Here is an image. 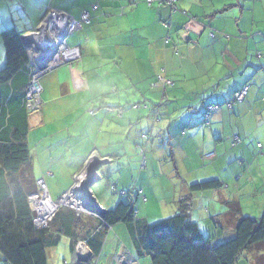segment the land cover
Listing matches in <instances>:
<instances>
[{
	"label": "crops",
	"instance_id": "1",
	"mask_svg": "<svg viewBox=\"0 0 264 264\" xmlns=\"http://www.w3.org/2000/svg\"><path fill=\"white\" fill-rule=\"evenodd\" d=\"M161 1L148 4V0H0V34L10 28L20 34L37 30L48 6L80 19L84 10L91 11V5L99 4L95 13L91 11L93 22L80 30L84 34L83 42L77 40L71 46L81 48L82 59L41 77L42 108L32 113L29 120L34 179H44L53 200H59L73 188L75 177L83 172L93 155L107 160L103 165L129 167L118 171L115 182L110 181V185L103 182L97 187L94 196L99 206L111 211L120 199L110 192L126 191L130 195L136 187L151 188V181L144 175L124 177V172L129 173V169L131 172V167L141 160L142 155L135 148L139 144L149 153L150 164L174 165L175 172H171L177 175L172 177V182L177 184L171 189L169 180L166 181L173 205L180 193L182 197L190 193L191 185L219 180L222 187L214 192L220 193L223 209L227 210L228 202L237 201L243 217L260 220L256 218L264 215V157L255 161L256 166L251 162L254 156L251 150L234 146L230 154L224 152L218 140L224 134H231L225 126L227 123L235 126L239 115V129L247 128L259 136L257 142L264 143V0H178L175 11ZM13 6L22 13L23 27L18 28L17 20L10 17ZM30 7H33L32 15L28 13ZM258 52L263 54L260 60L256 57ZM5 59L0 41V69ZM253 66L257 72H253ZM159 75L169 85L165 92L158 82ZM244 86L250 90L242 104L246 106L238 109V115L223 106L207 116L214 104L223 105ZM103 99L106 106L95 108L92 116L89 110ZM142 103H147L148 108L132 107ZM121 108L125 109L122 118L118 117ZM157 113L164 119L158 146L154 134L162 120L161 117L155 120ZM247 117L252 123L247 124ZM202 123L214 127L208 130ZM187 128L192 131L186 132ZM148 133L152 137L146 143L143 136ZM231 138L227 141L232 148ZM199 146L208 153L204 158L200 155L198 169H190L182 158L189 155L188 150ZM158 150H171V156L166 153L164 159L162 154L159 161L154 157ZM238 164L245 167L239 177ZM113 182L116 190L111 187ZM79 186L81 180L78 189ZM195 196L206 200L212 195L205 192ZM129 201L128 198L126 202ZM179 210L176 207L170 216ZM90 217L93 224L98 221L97 229L99 220ZM234 228L229 231L231 237ZM87 232L81 218L76 236L60 237L59 243L48 251V264L49 256L54 255L57 258L52 264H60L56 251L63 248V240L71 260L74 240L84 239ZM113 233L106 239L109 264H135V261L147 264L138 260ZM82 250L85 254V248ZM250 256L245 264L260 262L258 255L249 253ZM65 259L62 264L69 262Z\"/></svg>",
	"mask_w": 264,
	"mask_h": 264
},
{
	"label": "trees",
	"instance_id": "2",
	"mask_svg": "<svg viewBox=\"0 0 264 264\" xmlns=\"http://www.w3.org/2000/svg\"><path fill=\"white\" fill-rule=\"evenodd\" d=\"M161 3L169 5L165 0ZM94 6H97L98 10L99 4L90 6L93 13H95ZM169 6L175 11V5ZM50 8L53 9L52 6ZM91 11H83L90 13L91 20L82 24V28L93 22L94 16ZM21 35L15 28L3 30L0 34L6 57L0 69V264H48L49 249L56 246L62 236L74 238L81 220L69 211L68 214L58 213L48 230H37L33 224L28 197L36 193L37 181L34 179L33 160L29 148V120L32 113L41 110L42 103L38 105L34 96L29 98L28 90L34 82L35 68L21 40ZM168 40L167 38L166 41ZM256 57L260 60L263 54L258 52ZM42 79L38 80L40 85ZM158 80L165 92L169 85L162 82L161 75L158 76ZM249 88L244 86L223 105L214 104V106L217 105L216 109L224 106L232 110L235 106L242 105L246 101ZM244 90H247L244 98L238 99V95ZM38 95L41 98L42 93L36 96ZM104 106H106L105 99L93 104L94 109L89 110V113L93 116L97 108ZM132 107L146 109L148 105L142 103L134 104ZM124 110L122 108L118 110V117L122 118ZM208 111L207 116L212 110ZM241 138L244 140L240 135L232 136L230 141L232 148L245 145ZM143 139L149 143L151 134L144 135ZM259 145L262 146L261 149ZM135 148L144 156L141 167L145 169L148 165L147 158L145 159L146 150L139 144ZM256 149L262 154L264 143L257 142ZM127 168L129 167L122 170ZM221 187L222 183L219 180L191 185L190 194L178 201L180 208L178 213L154 224H149L137 216L138 201L141 200L139 204H143L142 202L146 203L147 200L143 199L146 189L136 187L130 194L131 202L117 204L113 210L107 212L105 223L99 222L97 229L96 227L88 229L87 236L83 240L87 242L96 259L101 255L108 256L105 253L108 252L107 234L113 233L121 224L126 226L136 253L139 256H149L151 264H245L248 262L246 257L249 253L258 255L257 260H260L258 264H262L264 215L260 220L254 221L243 217L239 202H228L227 210L221 215V221H218V217L209 219L210 227L216 230L219 237L224 238V242L217 245L212 244L211 239H206L200 225L192 220V195L214 192ZM129 193L124 191L121 195L127 196ZM90 224L91 221H88L87 225ZM233 226L235 233L231 237L227 234ZM77 242L78 240L75 239L74 243ZM127 249L131 252L129 247ZM243 257L245 260L242 259ZM98 263L99 261H94L92 264Z\"/></svg>",
	"mask_w": 264,
	"mask_h": 264
},
{
	"label": "rangeland",
	"instance_id": "3",
	"mask_svg": "<svg viewBox=\"0 0 264 264\" xmlns=\"http://www.w3.org/2000/svg\"><path fill=\"white\" fill-rule=\"evenodd\" d=\"M48 7L50 8V6H48ZM32 9H33V7H30L28 9V13L30 15L33 14ZM9 14H10L11 18H13L14 20H17L18 28L23 27V24H21L23 22V19L21 20V14L22 13L20 11H18L15 6H13L10 9ZM24 22L26 23V20ZM31 33H33V32H31ZM77 40H79V43H82L84 40V34H81V31H79L75 35H72L69 37V39H68L69 46L76 44ZM254 57H255V54H254ZM32 61L34 62L33 58H32ZM257 62H259V61L257 60ZM33 65L35 67V64H33ZM255 65L257 66V64H255ZM253 70H254L253 72H257L258 69L253 66ZM255 74L256 73H254V75ZM243 106H246V105L235 106L233 108L232 112L234 114L238 115V112H237L238 109L243 107ZM160 117L162 120V124L161 125H160V123L158 124V129H157L156 133L154 134V137H155L154 141H156L157 146L159 145L161 137H162L161 133L163 134V131H161L160 128L164 126V119L162 118V115L160 114V116H159V113H157L155 120L159 121ZM240 122H241V120L239 119V115H238L235 126L232 124L229 125L228 123L226 124L225 129L229 130L231 132V134L230 135L224 134L222 136V138H220L221 141L219 142V140H218V145H220V147L223 148L224 152L229 151V153L232 154L233 148H231V145L228 143L227 138L232 137L233 135H240L245 140L244 141L241 138L242 141L245 143V145H242L240 147H245V149L247 151L248 150L252 151V154H254V156H252L251 162L257 166V163H255V161L257 159H262L264 157V154H260L256 149V143H257V140L259 139V136L253 134L247 128L246 129H239ZM246 122H247V124L252 123V121L249 120L248 117L246 118ZM177 126H178V124L176 125V127ZM201 126L205 127V129H208V130H210L211 128L214 127V125L211 127H208L204 123H202ZM159 131H161V133H159ZM190 131H192V129H189V128L186 129V132H190ZM145 132H150V130L145 131ZM146 135H148V134H146ZM161 144H162V142H161ZM151 146H152V144H151ZM214 147L212 148L211 151H214ZM168 149H170V147H168ZM187 152L189 153V155L185 156V157L183 156L182 159H183V161H185V163L190 165L189 166L190 169L192 167L195 169H198V167H200V165H198L197 162L202 161V159L201 160L199 159L200 155L203 154V158H204V156L208 153V152H206V150H203V148H201V146H199L198 148H193V149L191 148ZM166 153H170V156H171V150L170 151L167 150V151H163V152H162V150H158L157 155H154V157H155V159H158L159 161H161L160 156L162 154H164V156H165L164 159H166ZM210 153H212V152H210ZM141 155H140V157H141ZM143 157L144 156L142 155L141 160L138 162V164H137L138 160L136 161L137 165H135L134 167H131V169H133L131 172H130V169H129V173L127 171L124 172V177L128 176L129 178H132V175H133L137 178L138 175L141 174V175H144L145 177H147L151 181V188L147 187L145 193L143 194V199H146V200L148 199V204L147 203L137 204L136 205V207H137L136 213H137V216L139 219L145 220L149 224H154V223H157L159 221L173 217L170 215H172V211H174V209L176 207H179L178 200L182 199L184 197H182L181 193H180L178 196L179 198L175 199L176 204L173 205L174 199H172V193L170 191L169 192L167 191V187H168V184H166L167 180H169V182H170L169 187H171V189H173V187H175L177 184V183L173 184V182H172V177H175V175H177V174H172V172H171V170L173 172H175V167L173 164L169 163L171 168L169 166H163L160 164H156L155 162L150 164L149 161L151 160V157H150L149 153H147L146 158H147L148 165L145 169H143L141 167V162L143 163V161H144V159H142ZM203 161H204V159H203ZM251 162H250V164H251ZM236 163H238L237 160H236ZM209 164L211 165V163H209ZM201 165H202V163H201ZM114 168H115V170H117L116 173H114ZM244 168L245 167L241 168L240 164L236 165V170L239 171L236 174L238 177H239V175L243 174ZM122 169H123V167H121V166H114L113 167V166H109V165L108 166L102 165L100 167V169L98 170V177L101 178V181H99L98 183H96L92 186V188H91L92 194L93 195L96 194L97 187H99L100 184H102L103 182L108 183V184L110 181L115 182L118 170L121 171ZM124 170H126V169H124ZM141 172H144V173H141ZM262 177H264V175ZM262 182L264 184L263 180H262ZM113 184L114 183H112L111 187L113 186ZM110 194H114V196H116V197L118 196V198L120 199L119 203L120 202H126V200L130 197V195L121 196L120 194H123V193L120 191H118L117 193H111L110 192ZM208 194H211L213 197L212 196L208 197L206 200L205 199L203 200L201 198H197L195 196V194L192 195V214L191 215H192V220L194 222H197L198 225H200L201 230H202V234L206 237V239L207 238L211 239V243L214 245H217L219 243L224 242V238L219 237L218 234L215 232L216 230L214 228L210 227L209 219L210 218L215 219L216 217H218V221H221L222 220L221 215L226 211V209H223L225 206H223L219 202V198H220L219 192H211V193L208 192ZM98 195H100V192L98 193ZM71 210H73V209H71ZM90 218L91 217L89 214H83V216H82L83 223L88 229H91L92 227H96L98 225V221L95 222V224H93L94 219L91 220L90 225H87V222H88V220L90 221ZM256 219H260V218H256ZM117 227H118V229L116 232L113 233V236L116 237L120 242H124L131 249L133 255L138 260H142L145 263L147 262V264L148 263L151 264V259L149 256H146V255L139 256L136 253V251L134 250L133 243H132L131 238L128 234L126 226L120 224ZM231 234H232V232H229L227 235L230 236ZM107 236H109V235L107 234ZM64 242L65 241L63 240V242H62L63 248L59 247V249L56 251L58 253V257L60 258V264L63 263L64 258L68 259L69 262L71 263V260L69 258L70 257V251L64 250ZM103 244H104V242H103ZM54 247H52V248H54ZM52 248H50V249H52ZM53 254H51V255H53ZM107 257H108L107 255H101L98 258L99 259L98 264H109L107 261ZM245 257H243L242 259L245 260ZM56 258L57 257L55 255L53 256V258H52V256H49V264H52L56 260ZM246 258L249 260V258H252V256H250V257L247 256ZM117 264H121V263L118 262Z\"/></svg>",
	"mask_w": 264,
	"mask_h": 264
},
{
	"label": "clouds",
	"instance_id": "4",
	"mask_svg": "<svg viewBox=\"0 0 264 264\" xmlns=\"http://www.w3.org/2000/svg\"><path fill=\"white\" fill-rule=\"evenodd\" d=\"M50 10H55V11H58V12H64V11H62V10H58V9H51V8H49L48 9V11L46 12V15H45V17H44V19H43V22H42V24L40 25V27L37 29V30H35V31H33V33L35 32V33H38V30L39 29H41V31H44V29L46 28V27H48V26H44V22H45V20H46V18L48 17V14H49V12H50ZM94 11H96V10H94ZM64 13H66V14H68L67 12H64ZM90 14V13H89ZM69 16H71L70 14H68ZM72 17V16H71ZM82 17V16H81ZM72 18H74V17H72ZM75 19V18H74ZM75 20H77V21H80L81 20V18L80 19H75ZM49 27H51V26H49ZM52 28V27H51ZM82 28V25H81V27L77 30V31H75L74 33H72L71 35H69L68 36V38H67V40H66V46L69 48V49H78L79 50V57L77 58V59H75V60H69V59H67V60H64L61 64H58L57 66H55V67H52V68H47L46 66H43L42 64H41V62H40V59H41V55H42V53H43V51L46 49V47H51V46H55L54 44H52V45H47L45 48H42V51H35V52H29V50H28V48L25 46V48H26V50H27V52H28V55H29V58H30V61H31V63H32V65L33 64H35V67H34V65H33V67L35 68V70H34V72H35V76H34V82H32V84H31V86H30V88H29V90H28V93L30 94V93H32V92H35V96L37 95V94H41L42 93V89L40 90V91H38L37 89H36V85H37V83L39 82L38 80L44 75V74H46V73H48V72H51V71H53V70H55V69H57V68H59V67H61V66H63V65H67V64H72V63H74V62H76V61H79L81 58H82V50H81V48L80 47H71V46H69V44H68V39H69V37L70 36H72V35H74V34H76L80 29ZM54 29V28H53ZM55 30V29H54ZM29 34V33H28ZM28 34H22L21 36H23V35H28ZM30 34H32V33H30ZM24 44V43H23ZM58 45V44H57ZM34 59V62L32 61V58ZM41 69V70H40ZM39 84V83H38ZM36 98V101H38L37 102V104L38 105H40L41 103H42V100H41V98L39 97V95L38 96H36L35 97ZM33 108H34V105H33ZM213 155H214V153H213ZM97 159V162H107V160H103V159H99V157L98 156H96V155H93V156H91V158L88 160V162H87V165H86V167H85V169L83 170V172L81 173V174H79L78 176H76L75 177V185L73 186V188L69 191V192H67L66 194H64L59 200H53V198L51 197V195H50V193H49V190H48V187H47V184H46V182H45V180L44 179H41V180H39V181H37V191H36V193H34V194H32V195H30L29 197H28V202H29V205H30V209H31V212H32V215H33V224H34V227H35V229H37V230H48L49 228H50V225H51V223L53 222V220L56 218V216H57V214L58 213H60L62 210H67V211H70V212H73V214H74V216H76L77 218H80V220H81V218H82V216H83V214H89L90 216H92V217H95V218H97L98 220H99V222H103V223H105V218H102V217H100V216H97V215H95V214H93V213H91V212H88L87 211V209H86V206H88V205H95V206H97V207H99V208H101L100 206H99V204H98V200L95 198V196L92 194V192H91V188L92 187H90V192H91V195H92V197L94 198V200H95V204L94 203H85V202H81V204L83 205V210L82 211H79L77 208H74V206H72V205H69V204H67L66 203V201L72 196V195H74V193L76 192L78 195H80L81 194V192H80V190H78V185H79V180H81V178H82V176H83V173L86 171V169H87V167L89 166V164H91V162L94 160V159ZM97 162H96V164H97ZM103 163L102 164H98V167L100 166V165H103ZM96 164H95V166H96ZM98 167H97V173H98ZM98 180H100V178L98 177ZM43 182L44 184H45V186H46V190H47V193H46V195L49 197V199H50V202H48V203H46L44 200H43V196H42V194H41V192H40V189H39V187H38V183L39 182ZM96 184V183H95ZM117 188H116V185H114V187H113V190H116ZM122 193H124V192H122ZM34 199H35V202H34ZM73 209V210H71V209ZM54 209H56L55 210V214H54V216H53V218L48 222V225L47 226H44V227H37L36 226V223H35V221L39 218V217H41L42 215H49L51 212H53L54 211ZM70 209V210H69ZM102 209V208H101ZM104 210V209H103ZM104 211H106V210H104ZM106 212H109V211H106ZM107 214V213H106ZM83 248H85V254H83ZM73 252H72V259H71V263L69 262H65L64 264H92L94 261H99V259L97 258L96 259V257H95V255H94V253L92 252V250L89 248V246H88V244H87V242L85 241V240H78V242L77 243H73V250H72ZM81 256H83V259H81ZM135 264H136V261L134 262Z\"/></svg>",
	"mask_w": 264,
	"mask_h": 264
},
{
	"label": "built area",
	"instance_id": "5",
	"mask_svg": "<svg viewBox=\"0 0 264 264\" xmlns=\"http://www.w3.org/2000/svg\"><path fill=\"white\" fill-rule=\"evenodd\" d=\"M149 3H152L153 0H148ZM166 3L169 5L174 6L177 2V0H165ZM93 10H97V6L93 7ZM91 20V16L89 13L84 12L82 14L81 20L77 21L68 14L64 12H58L55 10H50L48 17L46 18L44 22V26H51L55 30H62V41L60 44L46 47V49L43 51L41 55L40 62L43 66H46L47 68H52L57 66L58 64H61L64 60H75L79 57V50L78 49H69L66 46V40L69 35L77 31L82 24L89 23ZM247 90H244L238 95V99L242 100L244 98L245 93ZM35 96V92H32L29 94V98ZM36 100V98H35ZM216 108L213 106L210 108V110H215ZM260 149L262 146H260ZM38 187L40 189V192L43 196V200L48 203L50 202L49 197L46 195L47 190L45 184L41 181L38 183ZM35 202V199H34ZM55 210L51 212L49 215H42L39 217L35 223L37 227H44L48 225V222L53 218L55 214Z\"/></svg>",
	"mask_w": 264,
	"mask_h": 264
},
{
	"label": "bare ground",
	"instance_id": "6",
	"mask_svg": "<svg viewBox=\"0 0 264 264\" xmlns=\"http://www.w3.org/2000/svg\"><path fill=\"white\" fill-rule=\"evenodd\" d=\"M62 30H54L51 27H46L44 31L41 34H31L28 36L29 40H35L36 45L40 48H45L47 45H57L60 44L62 41ZM39 41V42H38ZM38 88V87H37ZM36 88V89H37ZM97 162V159L93 160L91 164L87 167L86 171L83 173L82 180H81V186H79V189L81 194L80 197L76 196V192L74 195H72L66 203L69 205L74 206V208H77L79 211L83 210V205L81 202L85 203H96L94 198L91 195V192L89 188L87 187V183L90 178H98L97 168L95 166ZM80 181V180H79Z\"/></svg>",
	"mask_w": 264,
	"mask_h": 264
},
{
	"label": "water",
	"instance_id": "7",
	"mask_svg": "<svg viewBox=\"0 0 264 264\" xmlns=\"http://www.w3.org/2000/svg\"><path fill=\"white\" fill-rule=\"evenodd\" d=\"M42 32L43 31H41V29H39L38 33L34 32L32 34H41ZM21 40L24 43V45L28 48L29 52L42 51V48H40V47L36 48L35 47L34 43H36V42H35L34 39L33 40L32 39L31 40L28 39V35L21 36ZM36 88H37L38 91H40L42 89L41 85L38 84V83L36 85ZM102 163L103 162H97L96 168L98 167V164H102ZM104 163H107V162H104ZM97 181H98V178H96V179L90 178L88 183H87V187L90 189V187H92ZM86 209H87L88 212H91V213H93V214H95L97 216H100L102 218H105L106 213H107L106 211H104L103 209H101V208H99V207H97L95 205H88V206H86Z\"/></svg>",
	"mask_w": 264,
	"mask_h": 264
}]
</instances>
